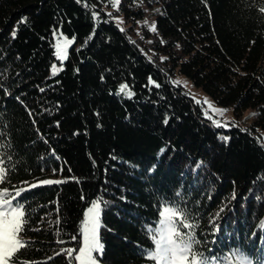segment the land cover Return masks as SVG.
Instances as JSON below:
<instances>
[{
	"label": "trees",
	"instance_id": "16d2710c",
	"mask_svg": "<svg viewBox=\"0 0 264 264\" xmlns=\"http://www.w3.org/2000/svg\"><path fill=\"white\" fill-rule=\"evenodd\" d=\"M261 5L264 0H121L118 10L110 12L123 17L119 26L106 15L112 8L108 0H0V70L7 74L0 83L9 90V95L0 90V124H6L19 161L10 183L3 186L14 193L26 186L23 182L46 176L79 180L21 194L26 217L30 214L18 234L26 247L9 264H67L65 255L55 253L67 247L78 250L84 210L97 196L112 202L102 213L100 263L154 264L139 254L141 248L154 247L142 225L157 220L158 202L173 199L181 185L186 193L191 189L189 206L199 200L205 231L207 217L228 204L217 221L218 245L211 247L225 253L240 247L258 255L264 247L259 228L264 220V179H258L264 175ZM92 11L100 14L99 21H94ZM22 17L27 21L19 24L13 40L11 32ZM148 18L157 32L145 25ZM54 28L75 37V42L64 70L50 78L56 61ZM177 74L217 105L232 107L237 119L247 110L257 115L222 141L201 106L183 94L182 86L170 84ZM149 77L161 87L149 91ZM123 83L136 93L132 99L117 95ZM25 106L33 110L35 125ZM41 107L53 111L40 114ZM161 148L166 149L163 155ZM196 162H203V167L193 172ZM153 164L156 171L149 174L146 170ZM233 192L236 198L231 200ZM197 236L204 239L200 231Z\"/></svg>",
	"mask_w": 264,
	"mask_h": 264
},
{
	"label": "snow or ice",
	"instance_id": "6c2138e0",
	"mask_svg": "<svg viewBox=\"0 0 264 264\" xmlns=\"http://www.w3.org/2000/svg\"><path fill=\"white\" fill-rule=\"evenodd\" d=\"M81 0H77L80 3ZM121 0H111L113 8L120 5ZM87 8V4L85 3ZM159 12V9L156 10ZM258 11L264 13V5L258 8ZM109 18L118 20V18L112 17L109 12L106 14ZM92 16L94 21L100 20V14L96 11H92ZM27 17H22L18 22L17 26H14L11 32V38L14 40L17 37L18 26L21 23H25ZM108 23V20L102 21ZM122 21L118 20V23ZM139 23V22H138ZM147 25V21L144 22ZM149 27V31L155 33L157 28L155 24ZM120 31H124L123 28ZM95 35V28L93 33L85 40L84 46H87L88 40ZM53 37L55 38L54 44V56L60 62V66L57 67L53 64L50 69V78L57 76L61 71H63V64L68 59L69 48L74 43L75 37L69 39L65 36L62 31L53 29ZM150 42V41H149ZM19 59V57H17ZM167 59L166 57H161V60ZM75 71H79L76 69ZM6 72L0 70V81L6 79ZM17 75H19L17 73ZM103 80V77H101ZM59 83V81H57ZM170 84L174 87L182 86L187 89L188 85L186 81H170ZM152 86L159 89L161 84L157 83L152 79L148 78V84L145 86L151 91ZM0 90H3L5 95H9L8 86L6 84L0 83ZM41 93L45 91L44 88L39 89ZM194 101L195 104L201 106V111L203 117L210 121L212 126L215 128H229L228 121L221 122L220 119H215L214 116L223 117L228 111L226 108H217L212 102L207 98L203 102L196 99V97L189 92L185 91L183 93ZM117 95H122L125 99H132L136 93L131 90L127 83H123L119 86ZM15 99L21 103L20 97L16 96ZM207 105V108L203 107ZM26 107V106H25ZM56 109L60 107L57 103L54 106ZM209 109L212 110L214 115H209ZM28 115L32 118L33 125L36 124V120L32 109H27ZM53 108L51 107H41V113L45 112L52 113ZM99 115V113H97ZM257 115V113H252V116ZM3 118V113L0 112V120ZM169 122V117H165L163 123L167 125ZM55 126L59 128V121L55 122ZM99 126V125H98ZM232 127H236L235 122H231ZM6 124H0V185L5 182L10 183L9 175L16 170V164L19 163L15 158V153L12 151L10 136L6 132ZM38 131V129H37ZM241 131H245L241 129ZM79 132L74 133V135H79ZM86 134V133H85ZM43 138V137H42ZM224 142L230 140L228 136H220ZM47 143V140L44 139ZM166 151L165 148L160 149L159 155H163ZM54 159L59 160V156L55 154V151L51 152ZM111 159H117L112 156ZM95 164V161H93ZM130 167L133 169L138 168V165L131 164ZM156 164L151 165L146 171L152 174L156 171ZM203 167V162H196L193 172L199 170ZM44 169L41 168V171ZM63 167H61V172ZM70 171V169H69ZM53 174L56 173V169H52ZM107 172V169H105ZM69 179L79 183L78 178L70 177L66 179H43L37 180L36 182H23L27 187H20L15 189L14 193L7 187L0 190V264H9L10 259L15 253L20 249L26 247L25 243L18 239V234L24 230L25 225L29 222L30 214L26 217L25 202H22L19 197L22 193L30 191L32 189L38 188L40 186H51V185H62L69 182ZM258 179H264V175L258 177ZM195 186V181L193 182V187ZM15 187V186H13ZM213 186H209L211 189ZM191 189L186 193L183 191V185L180 186L174 192V198L168 199L167 197L162 198L158 202L157 207V220L152 223H145L142 225V229L145 234L149 236L152 240L154 247L151 249L141 248L139 254L144 257L147 261L154 262V264H264V247H261L258 255H250L245 252L240 247L230 248L226 253L223 250H217V248L211 247L218 245V237L221 233V225L217 223L220 220L221 214L228 208V204H223L215 213L207 217L208 220V231L201 228L202 223V213L198 210L199 200L195 201L192 206L188 204V198L190 197ZM236 198L235 192L232 193L230 199L234 200ZM81 199H84L83 195ZM121 200L126 201V196H121ZM259 200L261 197L256 196ZM208 200H211V196H208ZM15 201V203H13ZM112 202L104 199L103 196H97L95 199L89 202V206L86 208L83 214V219L80 223L78 229V235L81 237V243L77 250L75 247L62 248L60 251L56 252L55 255H65L67 259V264H100L98 257L103 256L104 244L101 241L100 231L104 227L102 224V213L105 208H107ZM59 212V208L56 209ZM59 224L60 221L57 219L55 222ZM259 228L262 233H264V220L259 222ZM33 231H39V229H31ZM197 231H200L201 235L204 237L201 240L197 236ZM57 236L60 235L59 231L56 233ZM211 236L212 239L208 237ZM73 241L76 240L75 236H72ZM57 243L63 244L65 241L57 240ZM261 245H264V235L261 236ZM139 247V246H138ZM75 253V255H73ZM52 259V257H48ZM18 264H28L27 261H19ZM34 264H39V262H34Z\"/></svg>",
	"mask_w": 264,
	"mask_h": 264
},
{
	"label": "rangeland",
	"instance_id": "374dc122",
	"mask_svg": "<svg viewBox=\"0 0 264 264\" xmlns=\"http://www.w3.org/2000/svg\"><path fill=\"white\" fill-rule=\"evenodd\" d=\"M109 1V3L111 4V0H108ZM112 5V4H111ZM118 8H119V5L116 7V8H108L107 9V11L108 12H112V11H114V10H118ZM115 18H118V20L119 21H122V22H120V23H118V20H115L116 22H117V24L119 25V26H121V24L123 23V17H115ZM147 23L149 24V25H151V18H148L147 20ZM68 37V36H67ZM69 39H71L70 37H68ZM75 42V41H74ZM54 44H55V40H54ZM74 45V43L70 46V48L72 47ZM70 48H69V50H70ZM68 50V51H69ZM55 59H56V57H55ZM66 62V61H65ZM64 62V63H65ZM54 64H56L57 65V67H59L60 66V62L56 59V61H55V63ZM63 68H64V64H63ZM56 77V76H55ZM174 81H186L187 82V85H188V87H187V89H185V91H187V92H189L190 94H192V95H194L195 97H196V99H198V100H200L201 102H203L204 101V99L205 98H207L210 102H212L213 104H214V106L215 107H217V108H226V109H228V111L224 114V116L223 117H219V116H214V118L215 119H220L221 120V122H224V121H228V122H230L229 123V128L228 129H225V128H216L218 131H219V135L220 136H228L229 137V133L231 132V130L233 129V128H237V127H240V126H248V125H250L251 124V122H252V110H247V111H245L244 113H243V115L241 116V118L240 119H237L236 118V116L234 115V111H233V108L232 107H222V106H219V105H217L213 100H212V98L206 93V92H204L201 88H199V87H196L188 78H186L185 76H183V75H180V74H177L176 75V77H175V79H174ZM203 107H205V108H207V105H203ZM209 111V115H214L213 114V112H212V110L211 109H209L208 110ZM231 122H235L236 123V127H232L231 126ZM211 123V122H210ZM212 125V124H211ZM261 141H262V143H263V145H264V133H262L261 134ZM43 179H58V178H56V177H54V176H46V177H43V178H40V179H38V180H43ZM37 181V180H36ZM36 181H34V182H36ZM24 187H27V185L26 186H24ZM3 188H5L3 185H0V190H3ZM89 206V205H88ZM87 206V207H88ZM86 207V208H87ZM86 208H85V210H86ZM84 210V211H85ZM84 214V213H83ZM83 219V218H82ZM18 239H19V237H17ZM73 264H75V262H73ZM101 264V263H100Z\"/></svg>",
	"mask_w": 264,
	"mask_h": 264
}]
</instances>
